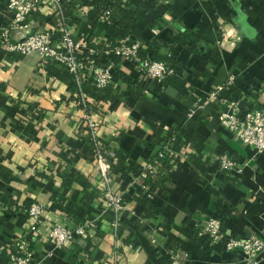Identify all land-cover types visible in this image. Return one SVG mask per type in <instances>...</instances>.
I'll return each instance as SVG.
<instances>
[{
	"label": "crops",
	"instance_id": "crops-1",
	"mask_svg": "<svg viewBox=\"0 0 264 264\" xmlns=\"http://www.w3.org/2000/svg\"><path fill=\"white\" fill-rule=\"evenodd\" d=\"M48 3L18 27L9 0H0V264H14L11 245L24 230L33 202L68 227L97 220L89 240L63 248L52 239L37 241L35 264H113L117 251L122 264H246L239 250L198 238L195 227L218 214L227 234L264 239V153L237 142L220 125L222 102L198 107L223 88L221 98L240 101L244 110H264V0ZM108 9L109 23L103 17ZM109 25L115 26L110 32ZM37 30L53 31L58 39L71 33L83 47L95 42L101 53L95 66L113 73L97 106L104 112L98 117L99 139L116 141L125 160L117 161L112 175V187L124 194L122 236L107 210L106 186L97 177L73 76L37 54L2 50L4 33L17 42ZM182 33L187 42L175 45ZM114 38L143 48L160 46V56L183 81L159 84L132 63L103 55L104 44ZM86 53L81 49L83 61ZM231 75L236 81L228 85ZM89 84L85 91L92 96ZM180 131L184 145L173 168L164 179L155 177L156 184L145 183L135 168ZM221 152L239 164L240 174L222 170ZM77 173L91 187L65 184ZM253 264H264V252Z\"/></svg>",
	"mask_w": 264,
	"mask_h": 264
},
{
	"label": "built area",
	"instance_id": "built-area-1",
	"mask_svg": "<svg viewBox=\"0 0 264 264\" xmlns=\"http://www.w3.org/2000/svg\"><path fill=\"white\" fill-rule=\"evenodd\" d=\"M43 1L49 2L48 4L53 2L60 6L65 0H9L8 7L14 12L15 26L21 27L25 23V19L32 15ZM67 1H77L81 5L85 0ZM121 3L127 5L130 0H121ZM84 13L87 14V11ZM103 17L109 23L111 10H105ZM62 24V20L59 19L58 27L61 28ZM3 41L2 50L5 53L22 57L37 54L44 63L47 62L53 67L62 68L73 76L76 85L75 96L84 115L89 139L94 145L92 149L97 177L106 186L107 210L112 214L114 227L118 230L126 208L124 194L112 187L113 162L117 159L114 149L118 144L116 141L106 144L99 139L101 120L98 117L104 112L98 109L97 105L99 104L94 97L87 95L85 91L86 83H92L93 92L100 96L114 80L110 68L95 66V60L101 55L97 50L96 43L90 41L83 47L71 33H65L58 39L50 30H37L17 42H12L9 36L4 33ZM104 46L106 50L102 53L103 55L112 56L119 62L132 63L135 65L136 71L148 80H155L161 84L168 75L175 72L164 62H155L148 58L142 59L139 55L142 48L139 42L114 38L105 43ZM81 49L87 52L84 61L81 59ZM235 81V75H231L227 84L232 85ZM222 92L223 88L212 92L207 101L198 109H203L213 102H222L223 110L218 115L220 125L231 132L237 142L253 148L256 154L264 153V110H244L240 101L221 98ZM195 112L191 113L190 117L194 116ZM168 140L164 149L175 156L176 154H173L171 149L172 142L170 143L173 138ZM165 151H160L153 162H148L142 167L139 178L145 183H148L150 177L157 176L163 169L162 158L165 156ZM217 159L220 161L223 171L236 174L242 172L239 164L227 153H219ZM27 214L28 220L24 230L11 245V258L14 264H35L33 248L39 240L52 239L57 247L63 248L79 239L84 241L91 239L94 237L93 230L97 226V220H88L68 227L62 219L52 220L48 208L38 202H33L27 208ZM195 229L198 238H206L211 244H223L229 251L239 250L245 256L246 264H253L264 252V239L257 235H234L229 238L226 233L227 229L219 216H205L198 225L196 224ZM121 262L122 255L117 251L113 264H122Z\"/></svg>",
	"mask_w": 264,
	"mask_h": 264
},
{
	"label": "trees",
	"instance_id": "trees-1",
	"mask_svg": "<svg viewBox=\"0 0 264 264\" xmlns=\"http://www.w3.org/2000/svg\"><path fill=\"white\" fill-rule=\"evenodd\" d=\"M113 27H115V26L114 25H109V26H106V29L109 30V32H110V29L113 28ZM186 35H187V33L180 34L175 39V45L176 44H180V43H181V45H184L187 42V40H188ZM131 42H133V41H131ZM102 48H103V46H102ZM159 49H160V46H158L156 44H149L148 47H145V48L142 47L141 48V50L139 51V55H140V57L142 59L148 58V59H150L152 61H155V62H164V63L167 64V61L162 56H160ZM102 50H106V47L104 46V48ZM102 53H103V51H102ZM168 65H169V63L167 64V66ZM169 68L173 69L175 72L173 74L167 76V78L165 79V81H167V84L168 83H179V82H182L183 80L180 77L181 76V72L178 69H175V68H173L171 66H169ZM86 85L88 86V88H90V85L88 83H86ZM92 96L94 97V99L96 100L97 103L101 99V97L97 96L94 92L92 93ZM257 109H260V108H257ZM183 135H184L183 131L172 132V134L170 135L169 138L170 139L173 138V140L170 141V143L172 142L171 149L173 151V154L174 153L178 154L182 150V147L184 145ZM168 139H166L165 142L163 143V145L160 146V149L157 151V153L155 155H153L150 158H148V162H153L154 159H156L158 157L160 151H165L164 145H165L166 142L169 141ZM114 150L116 152L117 159L113 162V169H114V167L116 168L117 161H118V163L125 161L123 156H121V154H120V148L117 146ZM164 153H165V156H164V158H162L163 169L161 170V172L157 176H155V177H159V178H162V179L165 178L166 174H168V172L173 168V165L175 164V156L172 155L170 152H167V151H165ZM141 170H142V168L137 166L135 168L134 172L136 174L140 175ZM155 177H150L148 182H153L154 184H156ZM74 182L80 183L85 188L91 187V183L88 181V179L85 176H83V175H81L79 173L74 174V175H72L70 177H66L65 184L68 187L71 186ZM213 215L216 216V217L219 216L218 214H213ZM124 231H125V227H124V223L122 221L120 226H119V228H118V230H117V235L118 236H122ZM227 236H229V238H230V237H233L234 235L227 234ZM241 236H247V235H241Z\"/></svg>",
	"mask_w": 264,
	"mask_h": 264
}]
</instances>
